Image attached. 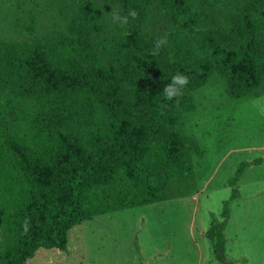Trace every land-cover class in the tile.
<instances>
[{
    "label": "trees",
    "instance_id": "16d2710c",
    "mask_svg": "<svg viewBox=\"0 0 264 264\" xmlns=\"http://www.w3.org/2000/svg\"><path fill=\"white\" fill-rule=\"evenodd\" d=\"M52 5L41 32L34 9L24 36L0 40V264L66 254L86 222L192 195L193 155L205 154L186 127L193 93L216 76L234 98L264 95V0ZM177 72L188 83L167 100ZM224 215L211 214L205 236L218 261L236 264Z\"/></svg>",
    "mask_w": 264,
    "mask_h": 264
},
{
    "label": "rangeland",
    "instance_id": "374dc122",
    "mask_svg": "<svg viewBox=\"0 0 264 264\" xmlns=\"http://www.w3.org/2000/svg\"><path fill=\"white\" fill-rule=\"evenodd\" d=\"M51 2L0 0V40L24 36L34 9L41 32L58 9L46 8ZM193 97L197 108L186 115V127L205 152L193 155L197 190L86 222L71 232L66 254L36 264H222L205 232L211 214L224 221L225 208L226 253L236 264H264V95L234 98L214 76ZM243 162L248 166L232 186Z\"/></svg>",
    "mask_w": 264,
    "mask_h": 264
},
{
    "label": "clouds",
    "instance_id": "9594fccd",
    "mask_svg": "<svg viewBox=\"0 0 264 264\" xmlns=\"http://www.w3.org/2000/svg\"><path fill=\"white\" fill-rule=\"evenodd\" d=\"M137 12L135 9H128L127 14L123 16L125 22L128 21L129 17L135 18ZM166 43L165 37L157 38L154 41L153 54L157 53L160 48ZM188 83V77L182 72H177L169 84L164 87V98L167 100H172L174 97L178 98L182 92L181 89ZM27 230V226H25Z\"/></svg>",
    "mask_w": 264,
    "mask_h": 264
},
{
    "label": "crops",
    "instance_id": "0c3cea01",
    "mask_svg": "<svg viewBox=\"0 0 264 264\" xmlns=\"http://www.w3.org/2000/svg\"><path fill=\"white\" fill-rule=\"evenodd\" d=\"M246 257V256H245ZM247 258V257H246ZM249 261V260H248Z\"/></svg>",
    "mask_w": 264,
    "mask_h": 264
}]
</instances>
